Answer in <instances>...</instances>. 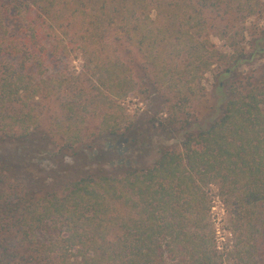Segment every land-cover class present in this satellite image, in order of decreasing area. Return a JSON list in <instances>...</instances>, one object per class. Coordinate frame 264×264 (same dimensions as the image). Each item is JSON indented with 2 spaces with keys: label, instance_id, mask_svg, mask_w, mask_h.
Wrapping results in <instances>:
<instances>
[{
  "label": "trees",
  "instance_id": "1",
  "mask_svg": "<svg viewBox=\"0 0 264 264\" xmlns=\"http://www.w3.org/2000/svg\"><path fill=\"white\" fill-rule=\"evenodd\" d=\"M209 15L241 24L255 17L260 24L248 39L243 27H223L218 37L227 50L220 51L208 38L215 25ZM112 31L141 53L154 84L176 99L168 123L158 122L155 131L174 134L179 150L145 145L137 151L157 155L151 166L87 172L37 191L22 172L35 164L33 156L53 155L36 104L71 91L74 79L56 71L60 64L81 61L95 107L119 108L136 91L107 42ZM205 81L213 113L181 132L173 127L177 113L206 90ZM71 97L63 105L66 125L58 120L53 135L76 144L77 110L86 106L75 103L85 96L78 90ZM125 122L106 116L102 135L122 136L131 147L155 126ZM213 195L234 236L226 257L264 264V3L0 0V264H222Z\"/></svg>",
  "mask_w": 264,
  "mask_h": 264
},
{
  "label": "rangeland",
  "instance_id": "2",
  "mask_svg": "<svg viewBox=\"0 0 264 264\" xmlns=\"http://www.w3.org/2000/svg\"><path fill=\"white\" fill-rule=\"evenodd\" d=\"M264 3V0H259ZM219 21L214 16H208V22L215 24L214 29L209 28L207 31L208 38L214 46L220 51L227 50L224 42L219 39L218 32L225 26H231L233 30L238 28L245 31V37L257 29L260 24L257 18H249L244 24L237 23L230 20ZM216 21V22H215ZM9 26L14 30L16 22L11 18ZM234 28V29H233ZM107 42L112 46L116 56L130 71L133 81L136 83V91L129 93L125 98L120 99L116 106L100 105L95 107V104L88 102H96L93 99L95 93L91 91L90 84L87 80L86 73L81 68V61H73L72 63L60 64L58 72H65L68 77L74 79V84L71 91H66L60 98L49 97L38 100L36 106L38 107L37 115L40 124V133L46 136H52V143H50L49 150L52 157L44 154L33 156L35 164L24 170L22 173L26 180L33 185L35 190H39L43 186L44 189L49 188L50 185L56 186L62 182L70 179L79 178V176L87 172H109L112 174H121L130 164L141 166H151L155 161L157 155H151L149 158H143L142 154L137 150L146 146H153L157 149L162 146L166 149L178 151V142L174 134L163 135L158 137L160 131L156 133L155 129L158 122L164 120V124L168 123L169 114H173L168 107L175 103L176 99L164 92V89L154 84L152 71L146 65L141 53L124 40V38L117 32L112 31L108 34ZM209 80V76L207 79ZM205 81V91L198 97L192 99L186 108H183L175 118L173 127L176 129L183 128L181 132H188L190 127L188 124L195 122L201 123L210 119L213 113V106L215 99L210 89V82ZM82 91L83 96L89 100L85 101V97L77 99L75 104L79 102L85 104L86 111L79 112L80 123L76 127L80 131L81 141L76 144L70 143L67 139L57 140L53 135L55 123L58 120L64 121V114L66 113L64 104L68 102L74 93ZM94 100V101H92ZM85 101V102H84ZM106 116H113L119 120H124L125 126L127 122L144 123L153 120L155 126L151 128V135L146 140H142L137 145L128 146L125 144L124 137L119 136L112 140H107L101 133L102 122ZM64 125L66 122L64 121ZM192 127V126H191ZM172 129L168 127V130ZM155 132V133H154ZM149 133V134H150ZM173 136V137H171ZM69 142V143H68ZM67 145V146H66ZM71 146V147H69ZM138 148V149H137ZM140 150V151H141ZM32 157V158H33ZM140 163V164H139ZM212 215L214 236L216 239V246L219 254H222V264H236L232 257H226L233 251L234 236L229 230L226 221L228 220L226 209L221 200L215 195L212 197Z\"/></svg>",
  "mask_w": 264,
  "mask_h": 264
}]
</instances>
